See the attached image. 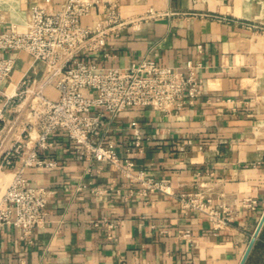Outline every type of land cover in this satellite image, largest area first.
<instances>
[{"label": "crops", "instance_id": "crops-1", "mask_svg": "<svg viewBox=\"0 0 264 264\" xmlns=\"http://www.w3.org/2000/svg\"><path fill=\"white\" fill-rule=\"evenodd\" d=\"M62 1L0 0L3 27L21 31L32 6L51 12ZM99 1L82 24L93 28L109 9L122 24L86 60L100 69L145 58L175 70L200 62L203 81L193 106L168 115L126 110L106 118L100 138L175 192H200L215 208H229L233 221L216 230L200 213L182 214L174 196H140L139 186L110 164L81 160L59 130L41 152L55 166L25 172L32 185L52 192L46 223L26 238L12 226L0 231V264H240L264 213V0ZM150 9L156 15L146 18ZM47 76L43 62L21 52L3 90L10 95L29 77L56 100ZM16 115L24 120V111L9 117ZM134 129L141 149L132 146ZM11 175L0 172V186ZM109 187L115 191L93 192ZM248 199L257 202L254 209L243 206ZM244 264H264V223Z\"/></svg>", "mask_w": 264, "mask_h": 264}, {"label": "built area", "instance_id": "built-area-1", "mask_svg": "<svg viewBox=\"0 0 264 264\" xmlns=\"http://www.w3.org/2000/svg\"><path fill=\"white\" fill-rule=\"evenodd\" d=\"M99 2L63 0L51 12L34 5L21 31L4 28L0 13V172L12 174L0 186V231L12 226L26 238L45 225L52 192L32 185L25 172L32 167L55 166L41 152L52 148L51 137L59 130L73 140L81 160L110 164L139 186L140 196L157 192L174 196L182 214L200 213L214 229L225 228L233 221L229 208H215L212 199L200 192H175L168 183L148 177L130 158L122 159L113 140L100 138L106 118L114 120L126 110L152 108L168 115L193 106L202 95L203 81L198 76L200 62L189 61L185 70H175L145 58L125 68L100 69L86 60V54L104 46L107 32L122 24L115 11L109 9L104 21L93 28L84 26L82 18ZM154 15L150 9L146 18ZM21 52L46 65L45 85L53 83L58 92L56 100L44 95L43 86L34 88L35 81L29 77L23 78L10 95L3 90ZM29 97L33 98L25 108ZM22 98L23 102L17 104ZM22 111L23 121L18 115L9 117ZM132 146L142 148L138 129H134ZM110 191L115 189L93 190L98 196ZM256 203L248 199L243 206L254 209ZM105 224L109 230L115 227L112 222Z\"/></svg>", "mask_w": 264, "mask_h": 264}, {"label": "water", "instance_id": "water-1", "mask_svg": "<svg viewBox=\"0 0 264 264\" xmlns=\"http://www.w3.org/2000/svg\"><path fill=\"white\" fill-rule=\"evenodd\" d=\"M263 223H264V213H263V215H262L261 221H260V223H259V225H258V227H257V229H256V231H255V233H254V236H253V238H252V240H251V242H250V244H249V246H248V248H247V251H246V253H245V255H244V257H243V259H242V261H241L240 264H244V262H245V260H246V258H247V256H248V253H249L250 249L252 248V246H253V244H254V241H255V239L257 238V236H258V234H259V231H260V229H261Z\"/></svg>", "mask_w": 264, "mask_h": 264}, {"label": "rangeland", "instance_id": "rangeland-1", "mask_svg": "<svg viewBox=\"0 0 264 264\" xmlns=\"http://www.w3.org/2000/svg\"><path fill=\"white\" fill-rule=\"evenodd\" d=\"M10 90H11V92H12V88H11ZM32 98H33V97H29L28 100H27L26 102H24V103H25V108L27 107V105L29 104V102L31 101ZM23 100H24V98H22V99L16 101V103H17V104H20V103L23 102Z\"/></svg>", "mask_w": 264, "mask_h": 264}, {"label": "bare ground", "instance_id": "bare-ground-1", "mask_svg": "<svg viewBox=\"0 0 264 264\" xmlns=\"http://www.w3.org/2000/svg\"><path fill=\"white\" fill-rule=\"evenodd\" d=\"M10 89H11V88H10ZM12 91H13V87H12ZM9 92L12 94L11 90H10Z\"/></svg>", "mask_w": 264, "mask_h": 264}]
</instances>
